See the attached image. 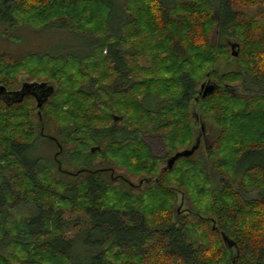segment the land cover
<instances>
[{
    "label": "trees",
    "instance_id": "1",
    "mask_svg": "<svg viewBox=\"0 0 264 264\" xmlns=\"http://www.w3.org/2000/svg\"><path fill=\"white\" fill-rule=\"evenodd\" d=\"M121 1L119 14L116 0H0L3 36L60 27L92 40L0 54V264H264V0ZM21 74L53 88L41 108L32 88L9 91ZM156 134L166 157L145 141ZM42 139L59 148L57 172L24 155Z\"/></svg>",
    "mask_w": 264,
    "mask_h": 264
},
{
    "label": "rangeland",
    "instance_id": "2",
    "mask_svg": "<svg viewBox=\"0 0 264 264\" xmlns=\"http://www.w3.org/2000/svg\"><path fill=\"white\" fill-rule=\"evenodd\" d=\"M117 6L116 9L119 11L120 8L123 6L121 0H116ZM243 10L245 11V18L251 19L260 18L262 14L258 12V7H244ZM117 22H119L117 20ZM116 22V23H117ZM3 28L0 25V54H5V60L10 61L15 57L22 56L24 54L30 52H49V53H67V52H86L88 47L92 45V40L88 36H82L80 34H72L68 30L60 28V27H48L43 31L35 32L34 29L30 27H26L19 30H14L10 33L9 38L7 36H3ZM20 37L16 39L15 37ZM19 84H17L12 90V92H20L23 90V86L26 83H43L46 82L45 80H32L28 75L21 74L18 78ZM236 90H242L240 88H236ZM8 91V89H7ZM25 98V97H24ZM24 101V100H23ZM202 127V121H198ZM46 133L50 134L51 136H55L58 139L60 138L58 127L55 126L53 123L46 124ZM217 133L215 132H208V139L211 140L212 137L216 136ZM206 138V142L208 141ZM60 140V139H59ZM46 142L45 139H42L39 143L36 144L34 148L26 150L24 155L30 161H36L38 159L43 160L45 164L54 166V172H57V163L54 160V155L59 151V148L50 144L49 140ZM145 141L149 144L151 152L154 156L164 157L167 154V149L164 145L163 138L159 135H148L145 137ZM52 145V146H51ZM202 145H205L203 143ZM63 154L58 155V158L64 161L63 168L66 171H69V174L59 175V178L65 179V177L69 180L70 176L77 172V166L73 163L67 161V150L62 149ZM0 152H3V148H0ZM203 153L201 149L199 151V155ZM67 161V162H66ZM116 174L126 176V180L134 185H138L140 178L139 177H130L124 170L117 168ZM9 175V174H8ZM257 193V192H256ZM253 193L251 195L247 194L251 197H257V194ZM20 212V209H16ZM81 216V213L75 214H67L65 216L66 220H78ZM76 230H72L73 234Z\"/></svg>",
    "mask_w": 264,
    "mask_h": 264
},
{
    "label": "water",
    "instance_id": "3",
    "mask_svg": "<svg viewBox=\"0 0 264 264\" xmlns=\"http://www.w3.org/2000/svg\"><path fill=\"white\" fill-rule=\"evenodd\" d=\"M218 38V27L215 28L214 34H213V39L217 40ZM232 47V52L234 56H238V48H239V44L238 43H233L231 45ZM27 92L28 95H32L34 97H36L37 100V105L38 108H41L44 103L49 99L50 95L53 93V88L51 86H48L47 83H26L23 86V90L25 89H30ZM217 89V86L215 84H203L200 94L202 95L203 98L211 95L214 93V91ZM25 96H23L24 98ZM22 98V99H23ZM202 130L205 132V126L204 124H202ZM198 145L193 146L191 149L188 150H184L181 152L176 153L174 156L168 158L167 161V167L165 168L166 170L172 169L176 163V161L178 159H180L181 157H191L195 154L196 150H198ZM169 152L167 151V154L164 156H168Z\"/></svg>",
    "mask_w": 264,
    "mask_h": 264
},
{
    "label": "flooded vegetation",
    "instance_id": "4",
    "mask_svg": "<svg viewBox=\"0 0 264 264\" xmlns=\"http://www.w3.org/2000/svg\"><path fill=\"white\" fill-rule=\"evenodd\" d=\"M36 98V97H35ZM202 144L206 143V139L204 137H202V140L200 141Z\"/></svg>",
    "mask_w": 264,
    "mask_h": 264
}]
</instances>
